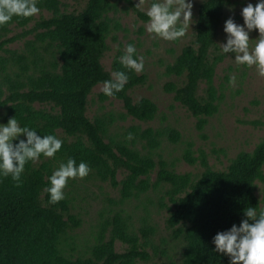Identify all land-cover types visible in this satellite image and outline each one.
Segmentation results:
<instances>
[{
	"label": "trees",
	"instance_id": "obj_1",
	"mask_svg": "<svg viewBox=\"0 0 264 264\" xmlns=\"http://www.w3.org/2000/svg\"><path fill=\"white\" fill-rule=\"evenodd\" d=\"M230 2L205 0L200 4L194 40L166 68L168 76L180 80L168 84L166 92L174 94L198 120L200 131L219 111L214 79L225 54L220 51L218 37ZM119 3L128 4L147 20L133 0H87L81 10L71 13L61 11V0H39L40 12L47 11L51 17H13L0 27V51L4 54L0 55V123L15 116L20 126L61 139L62 147L53 159L61 162L71 156L77 163L87 162L91 168L88 175L119 188L120 204L167 187L172 207H167L166 225L174 238L185 243L181 261L169 264H229V257L213 251L212 238L233 224L239 225L247 207L257 212L264 208V195H257V182L264 184V136L253 151L239 153L224 171L211 169L204 153L195 158L188 150L185 161L191 165L199 162L204 169L193 179L190 174H177L164 160H155L161 139L168 136L178 143L179 132L147 129L136 134L145 143L144 152H140L135 142L109 137L111 120L89 119L93 89L109 79L112 71H127L118 62L121 54L113 60L111 71L102 64L107 40L119 29L118 22L109 17ZM13 26L21 28L22 34L7 38ZM29 35L33 39L24 42L22 51L5 48ZM128 76L124 89L112 98L123 102L127 116L153 121L157 105L146 98L135 102L130 94L147 84V75L128 71ZM108 98L101 94L102 100ZM259 125L264 127V123ZM59 131L65 137H59ZM39 159L40 164L26 163L19 184L0 177V264H157L148 252L155 228L145 220L135 231L124 211L102 224L88 257L67 256L63 244L81 221L72 215L68 198L49 202L45 189L53 164L44 161V156ZM120 173L124 178L118 181ZM117 242L126 246L123 252H117Z\"/></svg>",
	"mask_w": 264,
	"mask_h": 264
},
{
	"label": "rangeland",
	"instance_id": "obj_2",
	"mask_svg": "<svg viewBox=\"0 0 264 264\" xmlns=\"http://www.w3.org/2000/svg\"><path fill=\"white\" fill-rule=\"evenodd\" d=\"M86 1L61 0V11L67 13L79 11ZM203 1L205 0H193L190 27L185 36L176 41H166L148 33L145 29L146 21L141 19L133 8L126 3L117 4L109 17L118 22L119 29L113 30L107 40L108 50L102 64L107 71H111L115 57L123 53L127 44H134L137 55L144 58V70L137 74L147 75L148 80L146 85L133 89L130 94L135 102L143 98L154 102L158 107V113L151 122L129 117L122 101L112 97L101 99L102 85L93 89L87 108L89 119L107 118L112 121L108 128L109 137L122 140L128 133H132V139L129 141L135 142L134 147L140 152H144L145 143L137 138L136 134L147 129L179 132L181 138L178 143H173L168 136L161 139L155 160L162 159L177 174H190L193 179L199 177L204 169L199 162L191 165L185 161L184 156L188 150L195 158L204 153L211 169L224 171L239 153L253 151L264 136V127L259 125L264 123V77L258 76L254 67L236 64L231 53L225 54L224 61L217 67L214 79L218 90L219 111L212 118H208V123L202 131L197 128L198 120L175 100L174 94L165 90L168 84L180 83L177 77L167 75L166 68L173 64L183 48L194 40L199 6ZM133 2L136 7L138 0ZM249 2L255 5L256 0H231L225 11L218 45L226 42L224 21L231 16L236 23L243 24L241 9ZM150 3L151 0H145L142 7L146 10ZM136 9L140 11L137 7ZM140 12L144 14V11ZM41 16L49 18L51 14L43 11L35 15L37 20ZM34 24H30L27 29H31ZM22 31L21 28L13 26L7 38L20 35ZM258 35L256 30L249 33L250 47L255 43V40L251 39L258 38ZM31 39L33 36L29 35L5 48L20 52L24 48V42ZM0 55L4 56L3 52L0 51ZM230 75L235 77L232 84H229ZM204 87L202 84L201 90ZM36 107L41 108L40 105ZM58 135L65 137L60 131ZM43 160L51 161L53 169L60 163L53 157H44ZM35 162L40 164L42 160L38 158ZM155 176L156 174L152 176L153 180ZM123 178L124 174L120 173L118 181ZM257 186V195L262 198L264 184L257 182ZM63 191L65 197L71 201L72 215L81 221L80 227L72 231L69 241L67 238L63 244L67 256L88 257L102 224L116 213L124 211L125 216L131 218L135 231H139L145 220L155 228V234L151 237V247L148 249L154 263L169 264L181 261L185 243L174 238L166 225L169 214L167 207H172L166 195L167 187H162L158 191L151 190L125 204L119 203V188H114L110 183H104L92 175L69 180ZM125 248L121 242L116 243L117 252H123Z\"/></svg>",
	"mask_w": 264,
	"mask_h": 264
},
{
	"label": "clouds",
	"instance_id": "obj_3",
	"mask_svg": "<svg viewBox=\"0 0 264 264\" xmlns=\"http://www.w3.org/2000/svg\"><path fill=\"white\" fill-rule=\"evenodd\" d=\"M226 2V0H225ZM39 0H0V27L7 25L13 17L31 18L40 12ZM145 0H138L136 7L144 11L148 33L166 41H176L185 36L192 18L193 0H151L145 10ZM231 10V9H230ZM243 24H238L229 16L224 21L223 31L226 42L219 44L224 54H233L236 64L254 67L260 77H264V0L249 2L241 9ZM258 31V38L250 47L249 33ZM123 70H114L102 82L101 91L105 96H115L122 91L129 80L128 71L141 73L144 70V58L137 55L134 44L125 46L118 57ZM235 77L229 76V84ZM24 137L23 139L21 138ZM132 139L128 133L126 140ZM15 141V143H14ZM63 141L53 134L38 135L28 126H20L15 116L6 123H0V177H10L19 184L25 165L41 156L52 158L60 151ZM91 171L85 161L77 163L69 156L48 176L50 203H58L65 198L63 189L69 180L83 179ZM245 217L229 229L217 232L212 238L213 251L229 257V264H264V208L259 212L254 207L243 210Z\"/></svg>",
	"mask_w": 264,
	"mask_h": 264
}]
</instances>
